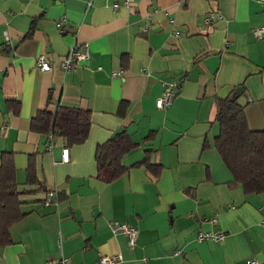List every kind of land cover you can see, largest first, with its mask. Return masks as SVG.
I'll return each mask as SVG.
<instances>
[{
  "label": "crops",
  "instance_id": "obj_1",
  "mask_svg": "<svg viewBox=\"0 0 264 264\" xmlns=\"http://www.w3.org/2000/svg\"><path fill=\"white\" fill-rule=\"evenodd\" d=\"M262 25L264 0H0V149L33 191L0 264L116 254L115 264H264V193L246 194L214 146L216 100L236 89L248 128L264 131V36L253 32ZM73 45L89 58L64 70ZM40 55L51 70L38 68ZM173 82L171 104L158 108ZM59 102L89 109L83 143L31 129ZM123 129L137 145L122 159L130 169L104 182L96 147ZM148 154L159 171L133 166ZM30 157L41 190L25 185ZM46 189L51 203L32 202ZM112 220L137 229L134 245Z\"/></svg>",
  "mask_w": 264,
  "mask_h": 264
},
{
  "label": "trees",
  "instance_id": "obj_2",
  "mask_svg": "<svg viewBox=\"0 0 264 264\" xmlns=\"http://www.w3.org/2000/svg\"><path fill=\"white\" fill-rule=\"evenodd\" d=\"M216 103L219 132L214 138L215 148L230 170L234 182L240 183L246 194L264 193V131L248 128L244 104L239 101L238 95L230 93L218 97ZM90 126L89 109L60 102L55 104L54 111L40 110L31 120L32 130L59 135L68 146L83 143L88 137ZM136 146L124 129L99 144L95 150L96 177L104 182L121 177L130 169L123 165V156ZM150 156L146 155L133 166H146L148 169L154 167L155 171H159V166L150 161ZM26 176L25 185L36 186L41 190L33 157L29 159ZM19 185L13 153L0 149V246L12 242L10 228L23 216L20 206L26 201L22 197L33 192ZM44 194L41 199L32 202L44 203Z\"/></svg>",
  "mask_w": 264,
  "mask_h": 264
},
{
  "label": "built area",
  "instance_id": "obj_3",
  "mask_svg": "<svg viewBox=\"0 0 264 264\" xmlns=\"http://www.w3.org/2000/svg\"><path fill=\"white\" fill-rule=\"evenodd\" d=\"M131 2V0H123V4L127 5ZM119 6L118 3L113 4V8L116 9ZM61 21L58 23V26H60ZM254 34L256 37L261 38L264 36V25L257 27L254 29ZM89 58V53L87 50L86 46H81L78 47L77 45H73L72 47L69 48L68 52L66 55L63 56L61 65L64 70H69V69H74L77 67L79 63H82L86 61ZM37 66L40 70H45L49 71L52 68V64L50 63L49 59L46 58L44 55H40L37 60H36ZM118 75L121 73H117ZM177 83L173 82L168 86L163 87V92L160 95V97L156 101V106L158 108H164L167 107L171 104L173 98H174V93H173V88L176 86ZM61 160L63 162H67L69 160V153H68V148L63 147L61 151ZM53 195L54 192L46 189L44 198L45 204H49L53 201ZM215 220L213 219V222ZM108 227L111 232L117 233V232H122L128 237V241L130 245H134L136 242V235H137V229L134 227H131L127 225L124 222L118 221V220H112L108 223ZM198 239L201 240H207V239H212L213 241H221L224 238V234L221 232L217 231H200L197 235ZM120 255H100L97 258V261L92 263V264H115L117 261L120 260ZM256 260L251 259L248 264H255ZM47 264H70L68 261V258L63 257L58 260H49Z\"/></svg>",
  "mask_w": 264,
  "mask_h": 264
},
{
  "label": "water",
  "instance_id": "obj_4",
  "mask_svg": "<svg viewBox=\"0 0 264 264\" xmlns=\"http://www.w3.org/2000/svg\"><path fill=\"white\" fill-rule=\"evenodd\" d=\"M241 92H242L241 90L236 89V90L234 91V94H235V95H239Z\"/></svg>",
  "mask_w": 264,
  "mask_h": 264
}]
</instances>
